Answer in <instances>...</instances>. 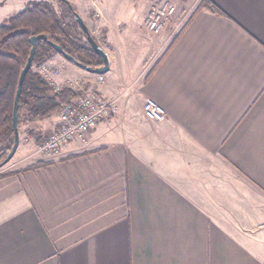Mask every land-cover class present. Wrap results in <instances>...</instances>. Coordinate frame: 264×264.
Returning a JSON list of instances; mask_svg holds the SVG:
<instances>
[{"label":"crops","instance_id":"1","mask_svg":"<svg viewBox=\"0 0 264 264\" xmlns=\"http://www.w3.org/2000/svg\"><path fill=\"white\" fill-rule=\"evenodd\" d=\"M170 1L190 17L140 105L0 169V264H264V0ZM55 116L30 123L52 133Z\"/></svg>","mask_w":264,"mask_h":264},{"label":"rangeland","instance_id":"2","mask_svg":"<svg viewBox=\"0 0 264 264\" xmlns=\"http://www.w3.org/2000/svg\"><path fill=\"white\" fill-rule=\"evenodd\" d=\"M42 1L52 3L57 13L61 15V8L52 0H29L28 2L31 4ZM79 1L81 0H72L74 4L70 3L84 20L93 39L107 53L110 61L109 72L101 79L100 76L86 72L58 54L54 56H57L59 63H51L50 58L39 66H33L32 69L39 72L45 65L49 72H58L57 84L61 88L71 86L77 95L80 92H98L108 99H115L117 111L118 103L123 97H128L131 100L129 101L131 106L140 105V101L134 99L135 96L140 94L139 89L147 74L153 69L167 45L188 21L190 12L178 11L160 34H152L145 29L144 19L158 0H103L106 9L102 7L101 13L94 10L92 0H83V3H78ZM24 6L23 0H0V24L22 12ZM112 8H116L120 12L116 10L112 13L110 12ZM66 22L71 37L78 43L86 45L88 42L80 26L77 23L73 25L71 18L66 19ZM115 93H118V98L111 96ZM57 116L60 118V113L56 114L55 118ZM51 120L48 125L52 124L53 119ZM54 121L57 120L54 119ZM31 124L24 116L21 117L19 127L21 149L14 159L5 166L8 174L11 172L10 166L17 160L28 161L30 145L38 150V147L44 144L53 133L45 130L44 127Z\"/></svg>","mask_w":264,"mask_h":264},{"label":"trees","instance_id":"3","mask_svg":"<svg viewBox=\"0 0 264 264\" xmlns=\"http://www.w3.org/2000/svg\"><path fill=\"white\" fill-rule=\"evenodd\" d=\"M52 2L59 5L61 15L52 3L33 2L0 25V162L5 160L14 145V101L21 73L30 57L31 38L41 35L48 37L47 41L38 42L33 66H39L57 55L51 43L61 46L67 54L85 66L97 68L102 64L89 43L82 45L70 35L66 19L71 18L73 25L76 23V8L67 0ZM202 9L221 13L212 0H202L198 11ZM75 97L77 94L68 88L55 93L51 84L39 72L31 69L25 78L19 100V127L22 116L29 122L47 120L60 113L62 106Z\"/></svg>","mask_w":264,"mask_h":264},{"label":"built area","instance_id":"4","mask_svg":"<svg viewBox=\"0 0 264 264\" xmlns=\"http://www.w3.org/2000/svg\"><path fill=\"white\" fill-rule=\"evenodd\" d=\"M178 9L170 0H158L149 10L145 29L152 34H160L177 15ZM44 65L39 74L48 81L58 93L63 88L57 84L58 72H49ZM102 79V76H100ZM70 85V84H69ZM75 91L71 86L66 87ZM117 113L115 100H108L98 92H80L72 101L62 106L58 130L38 147L37 152L47 155H60L70 143H86L98 125L109 120ZM144 117L150 122L160 123L166 117V111L155 101L148 100L143 105Z\"/></svg>","mask_w":264,"mask_h":264},{"label":"water","instance_id":"5","mask_svg":"<svg viewBox=\"0 0 264 264\" xmlns=\"http://www.w3.org/2000/svg\"><path fill=\"white\" fill-rule=\"evenodd\" d=\"M75 22L80 26L81 30L86 36L87 42L90 44L91 48L94 50V52L100 57L102 65L101 67L93 68L89 66H85L81 63H79L74 57L71 55L67 54L63 48L55 43H51L52 48L55 50V52L62 56L65 60L68 62L78 66L79 68L85 70L86 72L93 74V75H98V76H104L106 75L109 70H110V61L107 53L97 44V42L93 39L91 36V33L89 32V29L87 25L85 24L84 20L82 17L78 14L75 13L74 15ZM48 37L41 35V36H36L30 39L31 42V52H30V57L28 59V62L24 68V70L21 73L20 80H19V85L17 89V94L15 97L14 101V111H13V130H14V145L8 154V156L5 158L3 162L0 163V169L5 167L9 162L14 158L20 144V132H19V100L20 96L22 93L23 85L25 78L28 74V72L33 68V61L34 57L36 54V49H37V44L39 41H47Z\"/></svg>","mask_w":264,"mask_h":264}]
</instances>
